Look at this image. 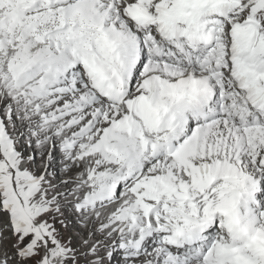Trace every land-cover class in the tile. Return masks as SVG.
Instances as JSON below:
<instances>
[{
    "label": "snow or ice",
    "instance_id": "snow-or-ice-1",
    "mask_svg": "<svg viewBox=\"0 0 264 264\" xmlns=\"http://www.w3.org/2000/svg\"><path fill=\"white\" fill-rule=\"evenodd\" d=\"M0 264H264V0H0Z\"/></svg>",
    "mask_w": 264,
    "mask_h": 264
}]
</instances>
